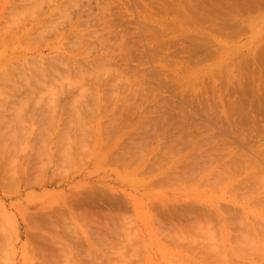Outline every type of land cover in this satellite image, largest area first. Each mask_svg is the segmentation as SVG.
<instances>
[{
	"label": "rangeland",
	"instance_id": "rangeland-1",
	"mask_svg": "<svg viewBox=\"0 0 264 264\" xmlns=\"http://www.w3.org/2000/svg\"><path fill=\"white\" fill-rule=\"evenodd\" d=\"M0 123V264H264V0H0Z\"/></svg>",
	"mask_w": 264,
	"mask_h": 264
},
{
	"label": "bare ground",
	"instance_id": "bare-ground-1",
	"mask_svg": "<svg viewBox=\"0 0 264 264\" xmlns=\"http://www.w3.org/2000/svg\"><path fill=\"white\" fill-rule=\"evenodd\" d=\"M33 3H34V2H33ZM31 5H32V3H31ZM34 6H35V5H34ZM50 98H51V97H50ZM50 100H51V99H50ZM6 107H7V106H6ZM17 107H18V106H17ZM44 108H45V107H44ZM47 109L49 110L50 108H47ZM14 110H16V109H14ZM45 110H46V108H45ZM72 110H73V109H72ZM6 113H7V112H6ZM72 115H73V114H72ZM72 115H71V116H72ZM24 116H25V115H24ZM15 117H16V116H15ZM48 117H49V116H48ZM79 118H80V116H79ZM6 122H7V121H6ZM12 122H13V121H12ZM17 122H18V121H17ZM15 123H16V122H15ZM0 125H1V127H3V125H2L1 123H0ZM53 125H54V124H53ZM90 125H91V124H90ZM24 126H25V125H24ZM10 127H11V126H10ZM10 127H9V128H10ZM20 128H21V127H20ZM92 128H93V127H92ZM1 129H2V128H1ZM3 129H4V128H3ZM3 129H2V130H3ZM5 130H6V129H5ZM16 130H17V129H16ZM19 130H20V129H19ZM6 132H7V131H6ZM11 133H12L14 136H17L16 134H18V133H16L15 131H12ZM11 133H10V134H11ZM19 133H20V132H19ZM5 134H6V133H5ZM3 135H4V134H3ZM3 135H2V136H3ZM2 136H1V138H4V139H5V137H2ZM4 136H5V135H4ZM7 137H8V135H7ZM7 137H6V139H7ZM17 137H18V136H17ZM19 137H20V136H19ZM1 138H0V139H1ZM10 139H11V138L9 137L8 140H10ZM13 139H14V138H13ZM4 168H5V167H4ZM15 168H16V167H15ZM15 168H14V170H15ZM6 170H7V169H6ZM0 171H1V166H0ZM3 171H4V169H3ZM16 171H17V169H16ZM6 176H7V175H6ZM42 208H43V207H42ZM46 218H47V217H46Z\"/></svg>",
	"mask_w": 264,
	"mask_h": 264
}]
</instances>
